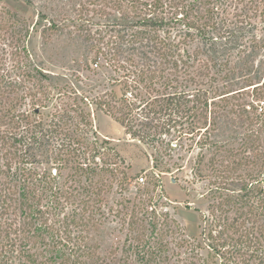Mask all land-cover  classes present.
Segmentation results:
<instances>
[{
    "label": "trees",
    "instance_id": "16d2710c",
    "mask_svg": "<svg viewBox=\"0 0 264 264\" xmlns=\"http://www.w3.org/2000/svg\"><path fill=\"white\" fill-rule=\"evenodd\" d=\"M249 1L264 10V0ZM101 2L110 5L106 16L119 18L79 27L95 58L112 72L109 87L92 97L49 81L44 69L33 65L25 19L0 2V264H104L93 232L110 217L124 229L122 244L109 252L119 253L118 264H264L261 187L251 182L240 193L211 189L206 226L199 225L198 236L187 235L162 195L155 194L158 177L139 187L133 199L122 193L130 165L95 136L91 111L109 115L161 156L197 136L202 147L209 121L204 77L209 61L233 62L227 52L245 31L242 19L235 18L238 11L228 21L218 17L214 0ZM193 43L197 46L190 47ZM235 77L213 91L227 104L229 95L240 92L233 88ZM252 80L245 79V86L254 85ZM259 86L264 78L253 90ZM256 95L263 98L264 90ZM241 106L240 118L247 128L255 126L247 134L251 142L242 146L244 161H235L233 148L224 159L235 170L250 150L264 172V111L252 103ZM219 110H213L214 126L221 115L232 121L228 116L238 109ZM198 155L200 162L204 154ZM114 182L120 198L108 205Z\"/></svg>",
    "mask_w": 264,
    "mask_h": 264
},
{
    "label": "rangeland",
    "instance_id": "374dc122",
    "mask_svg": "<svg viewBox=\"0 0 264 264\" xmlns=\"http://www.w3.org/2000/svg\"><path fill=\"white\" fill-rule=\"evenodd\" d=\"M0 2L25 19L29 27L25 45L31 53L33 65L43 68L49 75V81L51 79L59 86L72 87L88 97L109 87L111 69L105 66L101 59L95 58L91 42L84 41L79 27L87 21L100 20L99 23H104L108 16L105 11L110 9V5L105 6L101 0H0ZM214 2H217L219 18L227 16L229 18L227 20L230 21L232 14L238 11L237 14L240 16L235 18L242 19L245 31L243 37L238 38L236 48L227 52L228 57L233 61L230 65H220L226 58H220L216 62L209 61L203 85L208 92L209 121L208 130L204 135L205 144L202 147L196 142L197 136L195 139H187L185 144L182 143L184 144L182 148L168 150V155L161 156L152 145L131 138L112 117L94 107L91 108L95 136L100 141L107 140L130 165V178L127 179L122 193L133 199L139 187H143L146 181L158 177L159 186L155 189V194L162 195V199L169 204L170 213L179 221L185 233L196 236L201 232V227L206 226L209 218L208 205L214 201V197H210L211 189L220 187L221 191L227 189L240 193L244 190L239 189H245L244 185H247V188L251 187L252 182V187L259 186L262 189V195H258V200L264 199V172L254 164L253 160L256 158L254 152L249 150L246 153L247 162H244V165L240 164L241 166L235 170H231L224 159L233 148L238 153L235 161L240 159L244 161L242 146H249L251 141L247 138V134L255 128V126L247 128V123L239 116V110L240 107L242 108L241 103L254 105L253 101L258 99L256 92L264 90V87L260 86L256 91L250 86H245V79L248 77L253 78L252 82L255 84L261 83L264 78V10L261 7L255 9V4L251 5L249 0H214ZM82 6L85 8L82 9ZM239 8L243 10L242 14ZM116 17L119 18L114 13L107 18L115 20ZM253 40L255 43L251 42ZM195 46H197L195 43L190 44V47ZM94 58L98 63L97 67L92 65ZM260 74L263 76L257 83L259 80L256 77ZM225 75L230 78L236 75L233 81L237 85L233 88L240 90L232 94V97L228 96V104L226 103L228 100L224 102L213 93L216 89L222 91L229 85L227 80L230 78L226 79ZM241 86L243 88H239ZM214 103H218L219 107ZM219 108L218 114L227 112L230 108L238 109V114L237 112L229 114L228 117H231L232 121L228 123L221 115V118L217 119V125L214 126L213 110ZM201 151L204 158L199 162L198 154ZM177 166L181 169L178 170ZM165 167H170V170L164 171ZM218 172H220L219 177H216ZM140 177H143V182L139 180ZM119 189L114 182L112 191L107 197L108 205L115 204L120 198ZM123 238L124 229L112 217L93 232V239L99 245L98 250L105 258L104 264H118L119 253L112 256L109 252L121 245ZM170 264L179 263L171 260Z\"/></svg>",
    "mask_w": 264,
    "mask_h": 264
},
{
    "label": "built area",
    "instance_id": "2783aa9c",
    "mask_svg": "<svg viewBox=\"0 0 264 264\" xmlns=\"http://www.w3.org/2000/svg\"><path fill=\"white\" fill-rule=\"evenodd\" d=\"M262 82H263V81H262ZM262 82L259 83V84H262ZM256 85H258V84H256ZM254 86H255V85H252L251 87L253 88ZM253 103H254V106L257 108L258 112L264 111V99H262V98H258V99H256L255 102L253 101ZM247 108H249V106H247ZM139 180H140L141 182L144 181L143 177H140Z\"/></svg>",
    "mask_w": 264,
    "mask_h": 264
}]
</instances>
